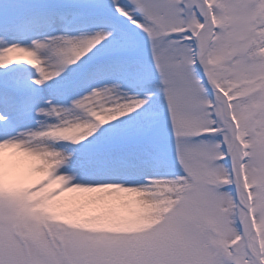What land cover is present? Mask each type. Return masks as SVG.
Returning <instances> with one entry per match:
<instances>
[{
  "label": "snow or ice",
  "instance_id": "obj_1",
  "mask_svg": "<svg viewBox=\"0 0 264 264\" xmlns=\"http://www.w3.org/2000/svg\"><path fill=\"white\" fill-rule=\"evenodd\" d=\"M0 264H264V0H0Z\"/></svg>",
  "mask_w": 264,
  "mask_h": 264
}]
</instances>
